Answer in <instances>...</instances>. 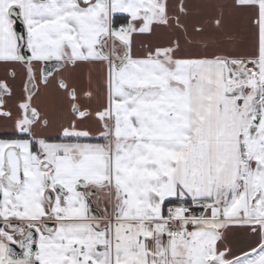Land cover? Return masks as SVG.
I'll list each match as a JSON object with an SVG mask.
<instances>
[{"label":"snow or ice","instance_id":"1","mask_svg":"<svg viewBox=\"0 0 264 264\" xmlns=\"http://www.w3.org/2000/svg\"><path fill=\"white\" fill-rule=\"evenodd\" d=\"M210 6L204 19L188 0H0V264H264V0ZM232 19L245 53H209L206 25ZM137 34L166 39L134 53ZM50 61L103 79L94 109L90 77L56 82L70 112L51 136L33 104ZM230 232L255 246L235 254Z\"/></svg>","mask_w":264,"mask_h":264},{"label":"crops","instance_id":"2","mask_svg":"<svg viewBox=\"0 0 264 264\" xmlns=\"http://www.w3.org/2000/svg\"><path fill=\"white\" fill-rule=\"evenodd\" d=\"M172 0H170V3ZM190 4L194 5H209V7H205L202 10H199L197 12V15L204 19H209L212 16L217 14V9L214 7H211L210 5L215 4H222L227 3V0H188ZM244 27V22L240 19H232L230 20L228 26L223 32H216L210 25H206V38H210V47H209V53L211 52H228L234 55H240L244 54L247 45L244 43H238L236 45H233L229 42L228 37L232 35L234 32L239 31ZM243 35V33H241ZM166 39V36L164 34H158L157 36H148L147 34H137L133 36V51L134 53L142 52V44L146 43H157L162 42ZM44 67V64L38 65L35 68V74L39 78L40 73L42 72V69ZM24 69L17 66L16 72L17 77L14 81V96L11 100H8L7 97H5L6 100H8V107L12 108L13 111H15L14 104L16 100L21 95V79L24 74ZM89 77L91 78V86L93 88L94 96L91 100H84L81 98L80 103L82 105H87L91 108H96L103 102V96L101 93L97 90V86H99L100 89L103 87V79H102V68L100 66H92L87 65L80 68H76L74 70L67 69V70H58L54 68L51 75L48 76V79L50 83L54 81H58L59 79H64L67 82H69L72 85H75L78 89H83L86 87H89ZM5 78V70L2 64H0V79ZM12 83V81H10ZM49 83V84H50ZM55 83V82H54ZM54 86V85H53ZM55 88V87H54ZM56 90V89H55ZM43 102L45 104V99H43ZM34 106L40 109L42 111V106L39 104L37 99H34L33 102ZM69 112L70 108L67 105L58 113L56 118L53 120L55 121L56 127H58L61 123H64L66 120L69 119ZM42 114V113H41ZM43 116V115H42ZM5 122L3 119H0V132L3 131V125ZM83 127H88L91 130H95L96 125L92 123L91 121H88L85 123V125H82ZM46 130V131H45ZM45 130L42 129H36L38 133H42L43 135H50V129L46 128ZM47 133V134H46ZM55 133V131H54ZM54 135V134H52ZM226 243L228 246L232 249V251L239 255L241 254V251H250L251 246H255L256 240L249 234H245L243 232H230L227 235Z\"/></svg>","mask_w":264,"mask_h":264},{"label":"rangeland","instance_id":"3","mask_svg":"<svg viewBox=\"0 0 264 264\" xmlns=\"http://www.w3.org/2000/svg\"><path fill=\"white\" fill-rule=\"evenodd\" d=\"M55 82V83H54ZM52 83H50L46 88L44 86H41L40 88V93L39 95L36 97L37 101L39 102V104H41L42 106V115L44 118H46L49 121V125H48V129H50V135L54 134V131L56 130V124L55 121L53 122V120L56 118V116L58 115V113L61 111V106L62 109H64V107L67 105V107L69 106L67 104V102H64L62 104L57 105L55 103V98L59 95L57 93V91L55 90L56 87V82L54 81ZM54 85V86H53ZM55 87V88H54ZM43 99H45V104L43 102ZM34 102V101H33ZM70 108V107H69ZM38 129H42V128H38ZM43 130H45L43 128ZM46 131V130H45ZM42 134V133H41ZM47 134V133H46Z\"/></svg>","mask_w":264,"mask_h":264},{"label":"water","instance_id":"4","mask_svg":"<svg viewBox=\"0 0 264 264\" xmlns=\"http://www.w3.org/2000/svg\"><path fill=\"white\" fill-rule=\"evenodd\" d=\"M18 31H23L22 25H17ZM27 55V53H25ZM55 61H50V62H45L44 63V67L42 69V71L47 74V73H52V71L54 70V65H55ZM103 196V194H101ZM106 202V201H105ZM93 210L94 211H98V209H96V206L93 205ZM17 252H19V249H16Z\"/></svg>","mask_w":264,"mask_h":264},{"label":"trees","instance_id":"5","mask_svg":"<svg viewBox=\"0 0 264 264\" xmlns=\"http://www.w3.org/2000/svg\"><path fill=\"white\" fill-rule=\"evenodd\" d=\"M126 23V20L125 19H118L117 20V24L118 25H122V24H125Z\"/></svg>","mask_w":264,"mask_h":264}]
</instances>
